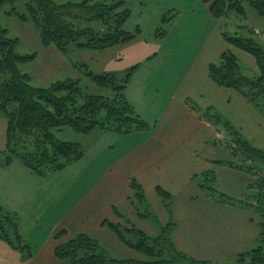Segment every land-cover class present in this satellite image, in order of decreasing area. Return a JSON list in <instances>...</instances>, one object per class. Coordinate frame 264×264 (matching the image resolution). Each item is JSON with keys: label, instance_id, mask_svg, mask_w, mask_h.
<instances>
[{"label": "trees", "instance_id": "1", "mask_svg": "<svg viewBox=\"0 0 264 264\" xmlns=\"http://www.w3.org/2000/svg\"><path fill=\"white\" fill-rule=\"evenodd\" d=\"M16 2L17 0H0V9L5 3L12 5V10L7 11L9 16L31 22L44 47L53 46L66 56L73 46L103 51L130 43L139 36V30L132 32L125 29L132 13L123 0H82L78 3L29 0L25 13L16 10ZM202 2L210 5V13L216 19L229 18L233 12L246 18L247 5L258 15L264 16V0ZM250 31L257 33L253 29ZM223 37L230 45L255 58L259 74L255 77L242 74L239 59L232 51L227 50L217 61L210 63L211 79L220 87L237 90L264 114V48L251 37L230 36L227 31L223 32ZM19 42V38L10 37L8 28L0 25V114L7 119L6 148L0 151V165L8 166L18 159L32 172L45 175L48 170L62 171L80 161L84 157V151L78 143L56 138L54 131L65 126L79 134H89L98 127L120 134L152 131L155 127L136 112L127 98V89L139 64L127 70L125 76H121L118 71L97 73L88 68L86 63L73 62L70 58L74 67L81 68L82 77L103 90L99 94L86 92L82 85L83 78L76 77L58 80L49 86H37L33 84V76L22 71L21 65L36 60L38 53H19ZM186 104L201 121L213 127L217 136L213 141L214 145L220 144L228 148L227 151L234 157L239 154L238 151L243 152V163L242 159H239V164L234 161L216 162L244 169L255 176L256 181L250 186L254 190L251 203L229 199L233 200L230 202H234V205L242 204L264 217V149L254 146L214 107L203 108L191 98L186 99ZM222 124L229 135L237 136V140H233L240 144V148L238 144L235 146L229 142V135H222L225 132ZM235 141L232 142L236 143ZM130 188L133 192L130 202L135 211L142 218H150L152 213L143 185L132 178ZM157 193L171 215L173 195L161 186L157 187ZM114 213L123 219L124 226L108 220L103 222V226L144 259L115 258L97 239L85 233L75 234L67 241L58 243L54 248L55 257L66 264H216L188 257L180 252L170 236L173 227L170 221L162 226L159 236L152 237L116 208ZM66 235L68 232L61 230L55 239L59 241ZM260 238L261 245L238 254L236 264H264L262 230ZM0 240L27 252V261L34 258L31 244H23L26 240L20 231L17 215L1 205Z\"/></svg>", "mask_w": 264, "mask_h": 264}, {"label": "crops", "instance_id": "2", "mask_svg": "<svg viewBox=\"0 0 264 264\" xmlns=\"http://www.w3.org/2000/svg\"><path fill=\"white\" fill-rule=\"evenodd\" d=\"M226 21V18H214L210 13V5L206 4L204 9L206 38L198 49L196 59L190 62L185 75L179 76L175 81H171L169 77L161 82L164 90L168 85L169 95H159L162 93L161 89L150 90L146 86L135 93L132 89V79L126 92L127 98L143 119L149 123L155 122V127L152 131L132 134H120L101 128L94 129L89 133L90 136L95 134L93 143L86 150L77 142L84 151V157L76 163L81 166L83 162H86L88 165L84 168L80 167V170L77 166L70 168L72 171L66 173L68 180L80 171L81 173L69 187L65 186L67 179H61L58 173L50 175L46 172L45 175H36L31 170V172L27 170L20 160L21 163H16L15 160L18 159L8 166L0 165L2 193L0 204L15 213L18 220L28 224L32 234L39 227V222H46L50 226L48 234H45L44 244L41 249L34 252V258L30 264H66L55 257L54 248L58 242H65L78 233L94 237L107 249L113 247L119 252H126L129 248L112 231L104 227L103 222L108 220L124 226L123 219L114 213V208L131 221L136 216L141 218L130 202L133 195L130 188L132 178H136L143 185L151 207L156 209L166 223L171 221V217L158 196L157 187L161 186L170 192L173 198L192 195L190 190L192 186H195L197 177L207 172H210L216 181L219 180L222 183L223 194L226 197L238 200L236 197L241 196V200L238 201H245L243 195L246 189L255 183V177L220 163L215 164L217 162L214 156L208 153L210 148L212 151L215 149L213 144L216 137L215 131L208 123L201 121L186 104V99L191 98L203 108L214 107L218 112L225 113L226 118L235 127L242 129L247 137L260 136L264 131L262 112L237 90L218 86L209 75L210 63L217 61L227 50L237 56L241 67V61L244 60L246 66L256 71L254 76H246L255 77L259 74L255 58L230 45L224 39ZM99 63L103 65V68L98 70L100 72L95 71L97 73L121 70L123 66L120 64L124 62L118 52L106 57L100 55ZM177 66L181 67V64L175 62L174 67ZM88 68H90L89 65ZM80 69V67L76 68L78 75H82ZM139 69H136L135 73ZM259 120L262 122H258ZM6 128V122L0 114V135L4 133L6 135ZM132 137H138V142ZM248 140L251 141L250 138ZM0 148V151H3L6 148V142ZM107 158L109 159L106 160ZM68 168L58 172L60 174L63 171L67 172ZM91 177H94V181L88 185ZM24 178L28 180L22 181ZM71 186L76 188L73 194ZM63 188L67 190L60 200L58 209V205L55 208L53 201L55 193ZM25 191L34 195V201L27 195L21 194ZM206 199L210 211L214 208L216 212H219L224 207L227 212L230 211L228 216H232L234 210L238 211V214L234 215L236 220L219 222L216 237H213L212 220L207 223L206 234L210 242L202 239L199 243L210 255L208 259H217L211 256L212 248L219 253L232 252L235 256L231 259H236L238 254L254 249L250 248L257 241L258 235L259 241L261 230L259 232L260 228L252 218V211L242 204L224 205L209 197ZM232 199L230 200L233 201ZM65 206L70 207L65 212H61L55 220L50 210L55 209L54 212H60L64 210L60 208ZM29 211L30 213L24 214L25 217L21 215ZM61 230H66L68 235L56 241L55 237ZM176 230L177 226L172 231L174 240L172 241L178 247L179 238L176 236ZM228 242L230 244H227ZM129 250L133 254V250ZM42 255H46L43 261L40 259ZM52 257H55V260Z\"/></svg>", "mask_w": 264, "mask_h": 264}, {"label": "rangeland", "instance_id": "3", "mask_svg": "<svg viewBox=\"0 0 264 264\" xmlns=\"http://www.w3.org/2000/svg\"><path fill=\"white\" fill-rule=\"evenodd\" d=\"M29 0H17L15 8L19 13H25L27 11V2ZM56 2H80L82 0H55ZM94 1H104V0H94ZM111 1V0H109ZM119 1V0H118ZM125 1V6L131 10V17L125 25V29L128 31L136 32L139 30V36L136 40L129 44H120L116 46L117 48L108 49L105 51L90 50V49H79L76 46L70 48V54L68 56L63 55L55 47H44L40 40V35L35 29L31 22H23L15 16H9L7 11H11L13 6L5 3L0 9V25L9 29L10 37L19 38V44L17 45V51L21 54L27 53H38V57L31 63L22 64L21 69L33 76V84L37 86H49L52 82L63 80L68 77H79L82 79V85L86 92L91 94H99L103 90L94 85L92 82L78 75V72L74 65L69 64V60L80 61L81 63H87L90 69L93 71L100 72L103 65L99 63V57L115 55L118 52L121 54L123 64L122 69H118V73L121 76H125L127 70L132 68L134 65L139 64L140 68L133 77L132 89L137 93L143 86L148 87L150 90L154 88L161 89L162 93L159 95H169L170 91L164 90L161 87V82L171 77V81L178 80L179 76L185 75L189 68L190 62L196 59L198 49L202 44L203 40L206 38V31L204 30V9L206 4H203L201 0H123ZM247 17L242 18L235 12L231 14L229 18H226V31L230 36H242L245 38H254V40L264 48V16H260L251 6H246ZM250 29H253L257 33L253 34ZM76 45V44H73ZM69 58V60H68ZM71 58V59H70ZM113 62V61H112ZM180 63L181 67H174V63ZM242 67L241 72L244 75L254 76L256 71L249 66H246L244 60L241 61ZM126 66V67H124ZM168 83V82H167ZM130 86V85H129ZM222 116L226 118L225 113H221ZM263 115V116H262ZM261 117L264 119V114ZM2 119L6 122L7 119L2 115ZM227 119V118H226ZM228 120V119H227ZM258 122H262L259 120ZM257 122V124H258ZM152 122H150L151 124ZM155 123V122H154ZM152 123V125L154 124ZM222 127L224 128L223 124ZM226 128V127H225ZM224 128V129H225ZM264 128V122H263ZM7 129V128H6ZM96 129H99L96 128ZM236 129L245 137L250 138L254 146L264 149V131L260 136L247 137L242 129L236 127ZM100 131V130H98ZM56 138L61 141L69 142H79L83 149L86 150L88 146L93 143V135L89 134H79L76 133L71 127L65 126L61 130L54 131ZM222 135H229L225 129ZM216 136V134H215ZM217 137V136H216ZM138 142V137H132ZM237 136L229 135V142L237 146L238 142ZM235 141L236 143L232 142ZM6 135L5 133L0 135V147L5 145ZM239 148H240V144ZM215 149L212 148L208 150L210 155L214 156L216 161H224L239 164L242 159L244 160L243 152L238 151L239 154L236 157L232 156L228 152V148H224L222 145H214ZM122 147V144H121ZM1 149V148H0ZM242 152V153H241ZM239 156V157H238ZM102 158V157H101ZM107 158L106 160H108ZM16 163H21L19 160ZM82 164V163H81ZM215 164H219L218 162ZM88 165V164H87ZM86 162L80 166L79 163H73L72 166L68 168L69 171L61 174L58 171L48 170L47 173L53 175L58 173L61 175V179H67L66 173L72 171L70 168L77 166L86 167ZM1 167V166H0ZM91 168V167H90ZM28 170V168L26 167ZM66 169V168H65ZM64 169V170H65ZM235 169V168H234ZM235 170L241 173H246L244 169L236 168ZM30 171V169H29ZM31 172V171H30ZM81 173H77L75 176L67 179L65 186H68L72 181ZM13 175V174H11ZM35 175V174H34ZM37 175V174H36ZM252 175V174H250ZM253 176V175H252ZM64 177V178H63ZM255 177V176H254ZM256 179V178H255ZM28 180V178L22 179V181ZM94 181V177H91L89 184ZM195 186H192L190 193L192 195H182L178 198H173L172 210L173 214L169 215L171 217L170 223L173 224L170 236L173 240V229L177 226L176 236L179 238V243L177 249L188 257H194L200 260H207L214 262L216 264H236L235 259H231L235 256L232 252H217L212 248L211 256L217 259L210 258L203 249V246L199 243L202 239H206L210 242L206 230L208 227V222L212 220L214 226V236L217 231V227L220 225L221 221H234L237 218L234 215L238 214V211L232 212V216H228L226 209L223 207L219 212L215 209L210 211L206 204V198H210L216 202H222L224 205L231 204L229 197H223V185L222 183L213 177L212 174H204L197 177L195 181ZM71 192L76 190L75 187L71 186ZM67 188H63L55 193V198L53 204L55 208L58 205L60 207V200ZM246 193L243 195L245 201L251 203L252 195L254 190L252 188L246 189ZM22 195H27L32 201H34V195L28 194L26 191L21 193ZM2 193L0 191V197ZM234 198V197H233ZM241 200L240 197H236ZM234 200V201H238ZM150 204V202H148ZM1 205V204H0ZM3 206V205H1ZM4 207V206H3ZM70 206L61 207L64 209L62 211L54 212L50 210L54 219L56 220L61 212H65ZM6 208V207H4ZM153 208V209H152ZM7 209V208H6ZM150 212L152 216L150 218L141 219L138 216L134 217L132 222L136 226L144 231H146L152 237H157L161 234L162 226H166V222L160 217L156 209L150 205ZM9 210V209H8ZM251 211V210H249ZM145 212V211H143ZM158 215H156V213ZM29 212H24V214ZM252 218L256 221L259 229L264 232V217L259 212H252ZM19 221L20 231L24 236L25 240L23 244H31L33 252L41 249L44 244L45 234L47 235L50 226L46 222H39L38 228L33 231L28 224ZM218 238V237H217ZM257 237V241L252 245V248H256L261 245V238ZM174 241V240H173ZM220 241V239H219ZM59 243V242H58ZM227 244H230L229 242ZM215 246V245H214ZM207 251V248H205ZM26 251V250H25ZM109 253L115 258H141L144 257L131 250L126 252H119L118 249L109 248ZM27 252H23L20 248H15L12 245L0 240V264H30L32 260L27 261ZM46 255H42L40 259L43 261ZM55 260V257H52ZM33 264V263H32Z\"/></svg>", "mask_w": 264, "mask_h": 264}]
</instances>
